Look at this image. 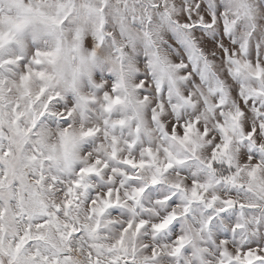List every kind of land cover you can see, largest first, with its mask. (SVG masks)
<instances>
[{
  "label": "snow or ice",
  "instance_id": "obj_1",
  "mask_svg": "<svg viewBox=\"0 0 264 264\" xmlns=\"http://www.w3.org/2000/svg\"><path fill=\"white\" fill-rule=\"evenodd\" d=\"M0 264H264V0H0Z\"/></svg>",
  "mask_w": 264,
  "mask_h": 264
}]
</instances>
